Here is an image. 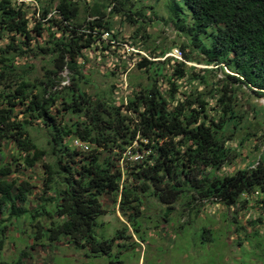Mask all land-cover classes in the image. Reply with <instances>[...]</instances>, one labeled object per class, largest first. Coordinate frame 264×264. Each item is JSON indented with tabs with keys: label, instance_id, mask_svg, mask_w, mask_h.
Segmentation results:
<instances>
[{
	"label": "trees",
	"instance_id": "1",
	"mask_svg": "<svg viewBox=\"0 0 264 264\" xmlns=\"http://www.w3.org/2000/svg\"><path fill=\"white\" fill-rule=\"evenodd\" d=\"M17 1L0 0V38L9 34L12 41L23 39L20 45L9 42L6 51L0 49L6 54L0 57V251L8 229L23 221L34 228L31 239L38 246L65 239L77 250L106 256L116 240L129 238V227L139 233L134 225L141 218L142 195L155 197L169 209L186 199L189 209L195 201L243 209L254 199L264 210V151L257 161L228 171L239 150L264 133V106L250 103L246 94L264 98V0H183L192 18L188 32L195 38L186 39L182 56L195 62V55L199 63L218 67L222 78L212 80L211 71L196 72L178 61L167 75L164 64L141 57L135 66L151 83L130 88L129 97L118 104L109 92L105 100L84 90L81 71L85 50L110 52L111 40H123L108 20L117 9L106 16V6L97 3L82 19L75 0ZM24 1L42 5L39 19ZM134 15L125 18L133 23L142 19ZM175 25L184 36L185 26ZM44 31L46 43L34 46ZM104 31L109 41L100 37ZM203 34L211 37L210 47L198 41ZM39 53L49 56L53 68L33 82L26 78L27 67L21 70L15 59ZM165 54L162 50L149 58ZM64 71L67 78L60 75ZM157 77L167 89L157 86ZM34 123L48 131L55 158L44 164L47 176L40 194L32 198L31 181L17 173L45 155L29 137L27 127ZM73 139L86 144L88 151L70 146ZM135 155L140 157L133 160ZM104 196L113 198L125 217L114 238L95 234ZM24 257L22 252L16 261L0 264H23Z\"/></svg>",
	"mask_w": 264,
	"mask_h": 264
},
{
	"label": "rangeland",
	"instance_id": "2",
	"mask_svg": "<svg viewBox=\"0 0 264 264\" xmlns=\"http://www.w3.org/2000/svg\"><path fill=\"white\" fill-rule=\"evenodd\" d=\"M75 1L82 19L87 16V11L97 3L106 6V16L109 11L113 12L117 9L110 14L108 20L112 29L123 36V40L112 45L110 52L102 51L100 47L85 50V59L81 61L83 80L86 82L82 83L84 90L105 100L106 92H109L116 104L125 102L130 95V88L151 83L147 74L135 66L141 57L147 58L153 54L157 56L162 50L171 53L172 49H180L187 40L193 42L195 38L192 36L193 32H188L189 27L192 26V18L183 0ZM24 2L30 14L35 12L36 19H39L37 10L41 9L42 5L39 3L36 5L31 1ZM54 3H57V0ZM136 13L142 19H138L135 23L125 18L127 15L133 18ZM176 22L185 26L184 36L176 28ZM22 40V37L17 36L13 37L12 41L11 35L5 34L0 38V49L6 51L5 47L9 42L20 45L19 42ZM46 40L47 36L44 31L33 45L37 46L38 42L43 45ZM130 41L140 43L139 47L142 50L137 49L136 45H130L136 51L131 52V47L127 44ZM198 41L205 42L208 47L212 44V39L208 34L200 35ZM21 47L24 48L22 44ZM185 51L190 54L186 47ZM33 52L38 53V50L33 49ZM168 54L166 60L153 59L157 63L164 64L163 72L167 75L171 73L175 62L178 61L168 57ZM4 55L6 54L0 52V57ZM43 55L39 53L36 57H30L28 54L24 58L15 59L19 68L27 67L26 78L28 80L33 82L35 79L41 80L46 72L53 68L49 56ZM193 57L197 61L187 62L182 56L184 62H178L187 65L188 68H195L196 72L203 69L211 71L208 76L212 80L222 78L223 73L218 67L205 66L198 62L197 56L193 55ZM221 67L223 68V65ZM20 69L17 70L18 73L21 72ZM223 72L229 73L227 69H223ZM60 75L67 78L66 71ZM157 79V86L167 89L168 84L163 78L157 77ZM65 84L67 81L62 83V85ZM203 89L199 87V90ZM184 90L187 89L184 88ZM246 94L251 97L250 103L264 106V98H256L250 91ZM240 97L243 99L246 96L241 94ZM18 116L22 117L20 113ZM262 125L261 129L264 130V124ZM27 130L30 139L45 152L44 157L32 168L21 170L20 174L17 173L22 179L27 178L31 181L34 192L30 197L33 198L40 194L41 181L47 176L44 164H52L55 155L47 142L50 139L48 131L43 126L39 127L34 123L27 127ZM259 136L255 144H246L239 150V157L232 166H228L229 172L244 168L251 161H257L259 154L264 151V145H261L264 133L261 132ZM73 140L70 141V146ZM235 140L237 141V138ZM257 148H260V151H257ZM5 153H8L7 150ZM141 201V205L138 206L141 218L134 225L139 233H134L129 225L125 234L129 238L116 240L106 256L95 257L87 249L77 250L74 246L65 243V239L54 243V246L48 245L49 242L38 246L31 239L34 228L29 226L28 222L26 226V222L21 221L18 228H12L16 226L15 222L8 229L6 244L4 243L0 251V260L14 262L24 252L23 264H116L118 261L122 264H264V210L255 204L254 199L243 209L226 208L220 204L203 201L202 203L193 202L194 208L189 209L184 206L187 199L184 203L183 201L176 202L169 209L170 205L161 203L155 197L144 195L141 196ZM101 202L104 211L98 220V228L95 229L96 237H113L126 224L125 217L118 204H113V198L104 196ZM196 209L199 211L195 212ZM258 218H261L259 223H251L252 220Z\"/></svg>",
	"mask_w": 264,
	"mask_h": 264
},
{
	"label": "built area",
	"instance_id": "3",
	"mask_svg": "<svg viewBox=\"0 0 264 264\" xmlns=\"http://www.w3.org/2000/svg\"><path fill=\"white\" fill-rule=\"evenodd\" d=\"M100 37H101L102 40L105 41V42L110 40L108 31H104V32H102V34L100 35ZM118 42H120V41H118ZM110 43H111L112 45H115V44H116L115 41H113V40H111ZM128 45H129V44H128ZM129 47H131V50H132L131 52H136L135 49L132 48V46L129 45ZM168 57H172V58H175V59L178 60V61H182V62H184V61L182 60V52H181L180 49H177V48L172 49V50H171V53L169 52ZM147 58H149V57H147ZM165 58H167L166 55H165V57H164L163 59H165ZM72 146H73L74 148H76L77 150H80V151H82V152H87V151H88V146H87L86 144L82 143V142L79 141V140H73V144H72ZM139 157H140L139 155H135V157H133V160H137Z\"/></svg>",
	"mask_w": 264,
	"mask_h": 264
},
{
	"label": "crops",
	"instance_id": "4",
	"mask_svg": "<svg viewBox=\"0 0 264 264\" xmlns=\"http://www.w3.org/2000/svg\"><path fill=\"white\" fill-rule=\"evenodd\" d=\"M122 35H123V34H122ZM118 38H119L118 40H120V39L122 40V39H123V36L120 35V36H118ZM124 40H125V39H124ZM131 42H132V43H131ZM134 43H136V42H134ZM134 43H133V41L127 42V44H129V45H136L137 49H141V50H142V48L139 47L140 43H138V44H137V43L134 44ZM169 52H170V51H169ZM169 52H168V53H169ZM168 53H166L165 55H167ZM165 55H164L163 57H161V58H164ZM161 58H158V59H161ZM148 59H149V60H153V59H150V58H148ZM161 60H163V59H161Z\"/></svg>",
	"mask_w": 264,
	"mask_h": 264
}]
</instances>
